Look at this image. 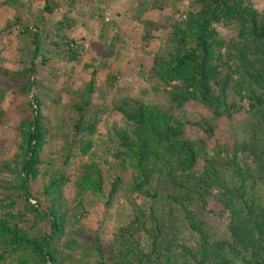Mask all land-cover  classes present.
<instances>
[{"label":"trees","instance_id":"obj_1","mask_svg":"<svg viewBox=\"0 0 264 264\" xmlns=\"http://www.w3.org/2000/svg\"><path fill=\"white\" fill-rule=\"evenodd\" d=\"M193 5L199 8L172 26L173 51L154 56L147 73L168 109L128 99L112 103L122 123L111 129L103 155L94 141L104 120L91 107L92 82L87 97L63 111L61 136L67 148L75 144L68 159L76 176L68 166L41 159L51 129L32 96L18 128L16 166L1 167L12 179L0 183V264H264V201L256 191L264 188V15L247 0H193ZM230 23L234 37L221 38L217 26ZM32 44L36 55L38 33ZM33 68L30 62L3 76L28 97L36 86ZM192 104L206 108L212 121L175 114ZM241 113L251 118L249 138L231 148L210 147L214 121ZM125 180L130 195L143 201L133 200L129 220L108 244L92 242L77 210L88 201L107 209ZM209 198L228 214L226 240H210L194 212L193 203L206 210ZM158 200L175 207L190 239L161 223Z\"/></svg>","mask_w":264,"mask_h":264},{"label":"rangeland","instance_id":"obj_2","mask_svg":"<svg viewBox=\"0 0 264 264\" xmlns=\"http://www.w3.org/2000/svg\"><path fill=\"white\" fill-rule=\"evenodd\" d=\"M247 1L264 15V0ZM198 8L193 0H0V183L12 179L1 167L4 162L11 168L16 166L18 128L33 95L38 97L41 114L51 129L41 159L68 166L73 176L77 170L68 158L76 151L75 144L65 146L60 118L73 100L87 97L89 82H92L91 107L100 111L104 120L94 138L100 155L111 145V129L122 123L110 110L112 103L128 99L132 103L143 101L168 109L166 97L153 91L147 73L154 56H167L173 51L174 22L187 11ZM235 28L234 23L217 26L220 37L226 40L234 37ZM34 33H38L41 44L36 55L32 44ZM30 62L34 63L31 79L36 86L27 97L12 87L7 78L29 67ZM5 73L7 78L3 76ZM175 114L186 119H213L199 104ZM250 123L251 118L245 113L214 121L216 135L209 146L231 148L247 140ZM128 187L125 180L107 209L88 201L83 210H77L76 214L81 215L80 228L92 242L99 238L108 244L114 230L129 220L133 200L138 204L143 201L141 197L135 200ZM33 188H38V184H33ZM256 191L264 201V188L258 187ZM66 199L73 209L72 192L66 194ZM154 207L161 223L170 230H179L184 238H191L175 207L165 200H158ZM193 209L205 223L210 240L228 238V214L213 198L208 199L206 210L195 203Z\"/></svg>","mask_w":264,"mask_h":264}]
</instances>
